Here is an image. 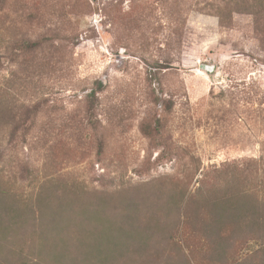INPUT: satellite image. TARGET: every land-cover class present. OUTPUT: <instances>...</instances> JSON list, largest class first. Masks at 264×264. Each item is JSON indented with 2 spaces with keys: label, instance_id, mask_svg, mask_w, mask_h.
Wrapping results in <instances>:
<instances>
[{
  "label": "rangeland",
  "instance_id": "374dc122",
  "mask_svg": "<svg viewBox=\"0 0 264 264\" xmlns=\"http://www.w3.org/2000/svg\"><path fill=\"white\" fill-rule=\"evenodd\" d=\"M242 3L0 0V264H264V18Z\"/></svg>",
  "mask_w": 264,
  "mask_h": 264
},
{
  "label": "trees",
  "instance_id": "16d2710c",
  "mask_svg": "<svg viewBox=\"0 0 264 264\" xmlns=\"http://www.w3.org/2000/svg\"><path fill=\"white\" fill-rule=\"evenodd\" d=\"M243 6H241V8H238L239 11H245V13L247 14H254L257 15L258 17L260 16V18H264V15H260L258 14V12L260 10L264 11V0H243ZM95 94V93H94ZM143 131L147 134L150 135L151 128L150 127H143ZM246 192H248L247 190H245V194ZM228 204V208H227V212L231 215V211L232 214L237 218L236 216V212H237V206H236V201L230 199L229 201H226ZM217 202L214 203V206L217 210H219V212L223 211V207L222 204H217ZM224 204V202H223ZM257 204L254 201H250L248 203L245 204V217H247L249 214H253L255 212V214H257V212L259 211V209H257ZM264 205V203H263ZM226 218H228V216L226 215ZM111 247V246H109ZM119 249L118 247H111L108 248L107 246H102L101 244L95 245V246H91V247H87L84 249V253L85 256H91L92 259H99L98 262H94V264H103L106 262L107 259H112L114 257H116L117 255H119ZM76 252V251H75ZM120 253H122L120 251Z\"/></svg>",
  "mask_w": 264,
  "mask_h": 264
}]
</instances>
